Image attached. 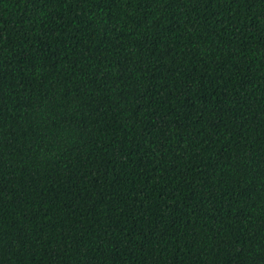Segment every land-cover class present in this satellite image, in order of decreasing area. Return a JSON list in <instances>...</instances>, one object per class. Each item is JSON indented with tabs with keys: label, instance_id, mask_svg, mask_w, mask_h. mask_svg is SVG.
Instances as JSON below:
<instances>
[{
	"label": "trees",
	"instance_id": "1",
	"mask_svg": "<svg viewBox=\"0 0 264 264\" xmlns=\"http://www.w3.org/2000/svg\"><path fill=\"white\" fill-rule=\"evenodd\" d=\"M0 264H264V0H0Z\"/></svg>",
	"mask_w": 264,
	"mask_h": 264
}]
</instances>
